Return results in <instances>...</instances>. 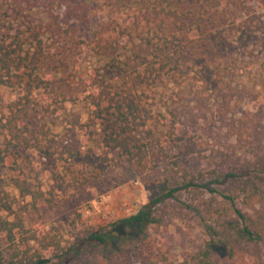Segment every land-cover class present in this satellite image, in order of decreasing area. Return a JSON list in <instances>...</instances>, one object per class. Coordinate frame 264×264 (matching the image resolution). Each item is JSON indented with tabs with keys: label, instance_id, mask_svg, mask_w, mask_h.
Wrapping results in <instances>:
<instances>
[{
	"label": "trees",
	"instance_id": "trees-1",
	"mask_svg": "<svg viewBox=\"0 0 264 264\" xmlns=\"http://www.w3.org/2000/svg\"><path fill=\"white\" fill-rule=\"evenodd\" d=\"M135 2L139 7L129 22L105 20L91 33L86 45L105 61L106 71L90 70L80 91L89 106L88 124L97 126L101 147L143 175L157 164L155 149H164L163 133L164 141L181 155L201 157L209 149L200 142L181 144L186 138L179 134L175 116L150 114L145 90L187 75L188 56L203 44L229 42L240 51L259 45L264 52V23L256 15L259 0ZM23 3L28 6L29 0L0 2V87L20 93L0 117V264H174L151 233L173 220L185 226L179 228L183 255L178 264H264V144L257 143L264 139V111H245L234 118L229 84L227 91L218 88L216 111L227 121L226 138L233 143L211 148L213 168L207 173L193 175L182 169L180 186L159 183L155 197L106 232L80 224L65 238L57 227L26 226L23 211H37L38 202L53 208L55 200L50 191L31 189L21 167L8 178L5 171L6 160L19 149L49 156L44 145L47 132L30 135L27 124L36 93L52 84L43 72L45 28L31 19ZM260 66L264 72V57ZM228 115L233 118L227 120ZM157 127L162 129L155 136ZM7 181L21 198L29 199L17 210ZM240 205L248 206L249 212ZM194 231L195 238L189 237Z\"/></svg>",
	"mask_w": 264,
	"mask_h": 264
},
{
	"label": "rangeland",
	"instance_id": "rangeland-1",
	"mask_svg": "<svg viewBox=\"0 0 264 264\" xmlns=\"http://www.w3.org/2000/svg\"><path fill=\"white\" fill-rule=\"evenodd\" d=\"M3 4L4 8L8 6ZM26 7L31 19L44 25L47 58L43 72L51 76L52 82L46 91L36 93V106L30 110L27 124L30 135L47 132L44 145L49 156L19 149L6 160L5 171L8 178L21 167L31 189L50 191L55 200L53 208L38 202L37 211L22 212L29 228L57 227L65 238H70L80 224L106 232L155 197L159 183L180 186L182 169L193 175L207 173L213 168L209 163L211 148L223 149L233 143V139L226 138L227 121H222L216 111L219 87L227 91L229 84L232 88L234 118L245 111H264V72L260 66L264 52L259 45L242 51L229 42L196 47L187 59V75L176 82L149 87L144 96L147 110L155 118L159 113L167 119L175 116L179 134L186 138L181 144L200 142L209 149L201 157L181 155L177 147L164 141L163 133L164 149L158 153V146L155 149V168L137 174L124 158L109 153L98 143L97 126L88 124L89 106L80 84L89 78L90 70L106 71L105 61L93 56L86 45L96 25L105 20L126 24L139 5L135 0H29ZM255 7L264 23V0ZM19 94L18 90L0 87V117L7 114V104L17 100ZM233 116L228 115L227 120ZM161 129L157 127L155 136ZM257 143L264 144V139ZM209 187L219 189L217 185ZM6 190L14 199V210L29 201L21 198L8 181ZM203 196L209 194L204 192ZM241 207L249 212L248 206ZM180 227L185 228L173 220L151 230L168 261L174 264L183 255L179 247L183 237ZM188 236L195 238V231ZM1 244L5 242L1 240Z\"/></svg>",
	"mask_w": 264,
	"mask_h": 264
}]
</instances>
